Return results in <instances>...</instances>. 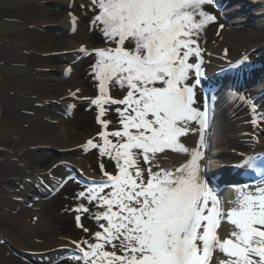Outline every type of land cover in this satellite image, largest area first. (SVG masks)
I'll list each match as a JSON object with an SVG mask.
<instances>
[{
	"label": "snow or ice",
	"instance_id": "1",
	"mask_svg": "<svg viewBox=\"0 0 264 264\" xmlns=\"http://www.w3.org/2000/svg\"><path fill=\"white\" fill-rule=\"evenodd\" d=\"M90 4V24L106 46L93 50L91 65L99 95L90 103L99 109L101 142L90 139L87 145L111 160L116 174L104 172L101 164L103 177L77 194L87 204L75 211L90 214L98 230L91 233L92 242H73L79 250L74 259L83 264H264V157L240 156L234 167L248 179L259 177L260 183L233 185L230 200L218 182L212 183L208 165L201 164L211 107L199 94L203 60L198 40L217 21L207 8L218 7V0ZM69 16L75 24L77 17ZM114 87L126 90L123 98L110 96ZM239 99L256 111L251 100ZM113 104L122 106L115 109L120 128L108 132L104 105ZM190 135L199 137L193 148L181 140ZM169 151L189 158L163 168L158 154ZM89 205L97 211L90 213ZM75 219L90 231L79 223L81 215ZM224 223L233 227L221 235ZM105 245L113 250L105 251ZM216 253L224 258L214 259Z\"/></svg>",
	"mask_w": 264,
	"mask_h": 264
},
{
	"label": "bare ground",
	"instance_id": "2",
	"mask_svg": "<svg viewBox=\"0 0 264 264\" xmlns=\"http://www.w3.org/2000/svg\"><path fill=\"white\" fill-rule=\"evenodd\" d=\"M52 4L46 6L43 23L47 25H53V29L44 32H37L29 28H25L16 20H6L0 16V80L3 74L13 75L15 77L22 78L20 80L21 85L27 88H20L18 91H10L8 87L4 86L0 81V114L14 115L20 122L19 137L23 139V142L16 148L17 159H24L25 163L29 159H40V163L33 165L29 160V164L16 166L14 168H6L0 166V185L4 190V187H9L13 190L4 192L2 200L9 206L15 208V206L21 204V200H27L32 203L31 197H37L39 194L48 193L50 189L59 183L68 181L69 174L77 173L82 176L79 169L83 168V161L81 158L74 157V151H77L79 147L70 142H65V137L68 135V131L62 123L63 117L60 116V111L70 110L76 105L77 98L80 95L79 90L81 87H69L67 83L70 81V77L76 72L77 65L72 64L73 58H80L85 53H82L80 49L84 47L87 49V45L84 46V42H80L77 38H61L57 30H66L74 33L75 28L78 26L76 21L73 24L69 13L77 15L72 9L76 11L77 0H51ZM224 2L226 0H223ZM233 0H230L229 4L225 7V11L232 12L233 9H237L239 5L231 6ZM241 6H244L246 0H240ZM251 1H248L250 3ZM21 0H0V5H4L7 9L17 11L20 7ZM227 2H225L226 4ZM252 3V2H251ZM224 4V5H225ZM250 5V4H249ZM67 7L66 10H62ZM253 7V3L249 8ZM207 10L213 12L212 6ZM254 10V9H253ZM28 14L22 12L21 19H28V17L37 20L39 16L37 13ZM215 14V13H214ZM262 14V13H261ZM216 15V14H215ZM245 17H235L231 19L233 23L239 21L243 22V26L238 28L236 26H230L231 28L225 32V36L221 39V44H216L213 47L212 36L216 31V23L208 25L201 33L198 43L201 48L207 47L211 54L208 58H205V67H213L218 62V54L224 52L225 47H228L229 54L232 58H242L243 55L253 58V63H259V67L253 70L255 76L258 77V73L264 72V34L258 32V28L264 24V15H255L254 19H251L248 14H244ZM26 31V32H24ZM29 32V33H28ZM13 35L18 38L14 39L15 43L8 41L5 43L3 38L12 37ZM61 40L64 43L63 48H55L52 46L56 40ZM20 47H17V44ZM51 44V46H50ZM58 45L55 42V46ZM41 49L42 53L48 55V59L58 61L50 66L52 72L38 73L32 69H25L24 62L28 59L27 51L35 52L36 49ZM35 49V50H34ZM246 53L249 55H246ZM238 66L236 72L241 71L242 68ZM215 69V68H212ZM241 69V70H240ZM235 70V67H234ZM244 76L248 70H242ZM92 73V69H89ZM263 76L259 75V83L255 86L257 91L264 90V73ZM242 81V79L240 78ZM245 85H248V80L245 78ZM27 85V86H26ZM61 87L60 91H55L54 88ZM10 91V92H9ZM48 94L43 97H39V93ZM73 93L75 95H73ZM199 94L203 96L202 88L199 89ZM227 95V94H226ZM231 97V96H230ZM230 97L226 99H230ZM260 99H264V94ZM238 102V101H237ZM218 122L214 127L213 125L207 128L205 132V147H204V160L201 164H210V170L208 176L213 179L212 172L218 170L224 164H230L238 161L239 152L244 154H250L254 151L264 150V135L259 138L254 136L252 131V125L247 122V115L245 109L241 106L232 107L228 105L225 98L220 99L218 102ZM236 104V101L234 102ZM233 104V105H234ZM50 105V106H49ZM53 106V109L52 107ZM60 110V111H59ZM39 121L42 122L40 128L35 129L33 132L30 128H26L29 124H34ZM66 120V119H65ZM58 122V123H56ZM214 127V128H213ZM51 131V132H50ZM33 133V134H32ZM37 133V134H36ZM254 136V137H253ZM254 138L258 141L255 142ZM34 139H39L38 142H34ZM198 135H190L188 137L181 138L182 142L189 148L196 146L198 142ZM24 140H32L31 144L26 143ZM58 140V141H57ZM62 144L57 148L62 151V154L57 156H51V158L45 159L39 152L35 154V150H43L45 147L50 146L56 142ZM64 152V153H63ZM189 157L186 154H178L168 152L167 156L158 154L160 166L163 168L176 167L185 162ZM227 169V168H226ZM155 170V169H154ZM7 182H9L7 184ZM257 182L255 184H259ZM31 191L34 193L31 194ZM226 199H232V188L224 193ZM31 209L21 208L20 213L15 218V229L12 233L16 235L23 234L24 237L29 234L28 231L32 229L33 238H45L46 236H37L34 228L37 225V221H32L30 215ZM228 229L231 231L232 225L224 223L222 229ZM6 228L0 227V234H12ZM19 233V234H17ZM30 235V234H29ZM221 235H224L223 231ZM23 238V236H22ZM47 244L40 248H28L36 253H29L28 257L30 261L35 259H42L41 256L59 257L64 253L73 252L70 250L71 244L61 246L60 244H49V239L46 240ZM25 242L20 241L18 245L25 247ZM60 245V246H59ZM86 248V247H85ZM119 251V250H117ZM119 253L117 252V255ZM122 254V253H121ZM215 256L224 258L223 254L216 253ZM29 260L21 259L15 256L12 252L3 247H0V264H32Z\"/></svg>",
	"mask_w": 264,
	"mask_h": 264
},
{
	"label": "rangeland",
	"instance_id": "3",
	"mask_svg": "<svg viewBox=\"0 0 264 264\" xmlns=\"http://www.w3.org/2000/svg\"><path fill=\"white\" fill-rule=\"evenodd\" d=\"M248 1H251L253 3V7L249 8V6L252 4L251 2L247 4ZM51 0H21V3L19 4L20 7L17 11L7 9L4 7V5H0V16L6 20H16L20 24H22L25 28H29L31 30H35V33L37 32H44L49 31L53 29V25H47L43 23L42 17H44L45 8L48 5H51ZM233 5H239L237 9H233V13L230 15L231 18L235 17H245V13L250 16L251 19H254L255 15H264V0H246L244 6L242 5V2L240 0H233ZM250 4V5H249ZM83 5V7H81ZM91 4L90 0H77L76 2V11L75 9H72L77 15V22L78 26L75 28V32L71 33L66 30H57L56 32L61 35V38H77L80 42H84V46L87 45L86 52L82 55L80 58H73L72 61H70L72 64L77 65L76 72L70 77V81L67 83L69 87H81L79 90L82 89L80 92L79 97L77 98L76 105L72 108L70 113L68 115L64 114V111H60V116L63 117L62 124L64 128L68 131L67 137H65V142H70L71 144H74L79 147L77 151H74L73 155L74 157L81 158V162L83 161V169L87 173H89L94 178L101 179L103 177V172L101 170L100 165L103 164L104 172H109L112 174H116L114 164L111 160H109L107 157H102L99 154L98 149L90 148L87 145L88 140H93L94 143H100V138L98 134L102 131V126L100 123H98L97 120V114H98V107L95 105H92L90 101L94 98H97L99 95L98 90V81L93 78L92 73L89 72V69H91V65H93L96 61V56L93 50L103 48L105 47V42L99 31H97L95 28H93L90 24V21L93 17V11L90 10ZM67 7H64L62 10H66ZM213 12L216 14L217 21L216 23V31L214 32V35L212 36L213 45H210V47L215 46L216 44H221V39L225 36V32L230 29L233 24V21H226L223 19L222 14L220 13L219 9L216 8V6H212ZM254 9V10H253ZM22 12H27L30 15H33L32 13H37L38 15L43 14L42 16H39V19L34 20L30 17L28 19H21L22 18ZM262 13V14H261ZM21 17V18H20ZM240 24V25H239ZM242 24V25H241ZM219 25H223V28L221 29ZM234 26L240 28L243 26V22L239 21ZM26 32V31H24ZM258 32H261L264 34V24H262V27L258 28ZM29 33V32H28ZM18 38L17 36L13 35L12 37L3 38L5 43L8 41H12L15 43V40ZM264 41V40H263ZM55 42H57L58 45L55 46ZM52 46L55 48H63L64 43H62L61 40H56ZM17 44V43H16ZM20 47L19 44H17V47ZM51 46V44H50ZM84 48V47H83ZM202 49V57H205L206 53L209 51L208 46L201 48ZM35 50V49H34ZM28 54V59L23 63L25 69L28 70L32 69L34 72L38 73H49L52 72L53 69L50 68L51 65L57 63L58 61L50 60L48 59V55H45L42 53L41 49H36L35 52H26ZM88 53H92L89 55ZM22 78L15 77L13 75L9 74H3L1 77V83L8 87L9 90L12 91H18L20 88H27L23 85H21L20 80ZM55 91H60L61 87L54 88ZM9 91V92H10ZM39 93V92H37ZM51 93L44 94L39 93V97H43L46 95H50ZM110 96L117 97L119 99L123 98V96L126 94L125 89H121L119 87L110 88ZM246 99L252 100L254 96V92L248 91L247 93L242 95ZM252 105L255 106L256 111L252 113L249 112L248 109L252 110V106H248V113L250 116L249 120L253 123L255 120L254 128H256V134H262L264 135V120L261 119V117H264V108H261L257 102H252ZM50 106V105H49ZM53 109V106H51ZM105 108H107V114L102 118L104 120L110 121L108 124V128L106 130L111 129H119V116L115 112V109L117 107H122L121 105H104ZM54 110V109H53ZM66 119V120H65ZM58 123V122H56ZM42 122L38 120L37 123L29 124L26 128H30L33 132L35 129L42 127ZM20 122L18 118L14 115L8 116V114H0V166L6 167V168H14L16 166L29 164V160L33 163V165H36L37 163H40V159H29L24 162V159H17L16 154V148L23 142V139H20L18 133H19V127ZM51 132V131H50ZM33 134V133H32ZM37 134V133H36ZM110 139L115 140L114 137H109ZM26 141V140H24ZM39 139H34V142H38ZM58 141V140H57ZM61 141V140H60ZM33 141H26V143L31 144ZM61 143H54L50 146L45 147L43 150H35V154H39L42 157H46L45 159L51 158V156H57L59 154H62V151L58 150ZM64 153V152H63ZM141 164L143 165V161L141 159ZM147 167V165H143ZM9 182H7L8 184ZM58 194L53 196L52 198L48 199H42L40 196L37 197H31L29 195L30 199H32V203L27 202V200H21V204L15 206V208L9 206L2 200V195L4 192H8L11 189L9 187H4V190L2 189L0 185V227L6 228L8 231H11L12 233L15 229V218L20 213L21 208L31 209L32 214L30 215V219L32 221H37V225L35 226L36 235L37 236H46L45 238H33L31 234L32 229L28 231L30 234H26L27 236L24 237L23 234L16 235V233L12 234H6L2 235L0 234V247H3L4 249L9 250L12 252L15 256L24 259L29 260L28 254L33 253L31 249L28 248H40L41 246H44L47 244L46 240L47 238L51 243L49 244H60L61 246L66 245H73L76 246L73 242L74 241H83V240H89L92 242L91 233L98 230L97 224L93 219L88 218L90 214H83V213H77L75 211L76 207L81 204L85 203L84 200H78L77 194L85 190L86 185H84L80 180L75 178H70L65 183H61L58 185ZM13 190H11V193ZM33 192L31 191V194ZM13 194V193H12ZM34 194V193H33ZM90 207V213L97 211V209L89 205ZM81 215V220L79 223L83 224L84 227L88 228L90 231L88 233L84 232L81 227L78 226V222L76 221L75 217L76 215ZM85 221H88V224H85ZM71 225V226H70ZM70 226L69 232L63 233L61 230L62 228H68ZM228 230L224 231V235ZM23 236V238H22ZM24 241L25 247L27 249H24L23 247L18 245V242ZM48 245V244H47ZM59 245V246H60ZM86 247V246H85ZM87 249V248H86ZM105 251H112L113 249L111 246L106 245L104 248ZM119 252V251H117ZM121 253V252H119ZM74 254L70 257L61 260L55 264H83L81 261H77L74 259ZM53 259H56L54 257H46L45 259H37L30 261L32 264H49Z\"/></svg>",
	"mask_w": 264,
	"mask_h": 264
}]
</instances>
